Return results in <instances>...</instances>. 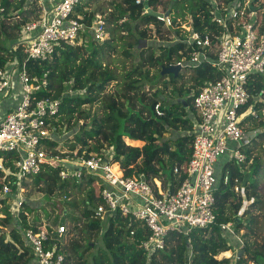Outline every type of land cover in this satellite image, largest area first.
<instances>
[{"label": "trees", "instance_id": "obj_1", "mask_svg": "<svg viewBox=\"0 0 264 264\" xmlns=\"http://www.w3.org/2000/svg\"><path fill=\"white\" fill-rule=\"evenodd\" d=\"M184 1L191 5L183 7L181 15L187 9V21L193 30L205 35L220 32L215 19L217 16L230 7L242 8L248 0L166 2L164 12L170 11L174 23L172 27L143 12L146 5L159 10L163 0H144L140 3L137 0H80L73 15L80 16V20L90 27L97 20L96 15L102 14L105 22L113 27L108 36L103 41L93 36L88 44L61 42L52 57L28 59L32 75L48 72L50 82L45 94L62 99L60 111L52 121L60 131H71L73 134L71 144L62 146L64 150H78L89 155L113 148L115 159L125 175L144 174L154 184L157 179L166 186L170 182L171 191L179 189L188 175L192 153L194 122L191 111L195 112L192 102L204 86L222 75V71L207 60L196 67L183 68L177 77L173 73L161 74L163 66L190 56L191 45L182 41L187 35L179 27V16L174 14L177 5L184 4ZM256 2L258 9L262 10L264 0H251V6L255 7ZM0 5L3 8L0 10L2 69L16 56L24 57L21 47H15L23 37V27L42 16L43 5L39 0H0ZM173 33L182 40H173ZM149 40L160 43L148 44ZM209 55L211 59L215 57L212 51ZM71 81L73 93L63 94ZM147 85L150 87L148 90ZM169 87L170 94H178V99L162 97ZM249 87L251 94L264 88V75H251ZM184 95L186 101L182 100ZM253 101L251 98L249 103ZM157 104H160L162 114L157 113ZM252 125L264 126V121H255ZM257 138L264 139V131ZM127 139L145 143L134 146L128 144ZM48 144L59 146L60 138L50 140ZM255 144L253 142L252 145ZM251 147L245 148L247 160L241 163L250 164L251 173L242 171L235 161L224 163L223 172L230 169V182L225 184L219 176L215 192L216 222L207 227L193 228L188 236L170 233L165 249L151 257L142 246L150 230L140 220H131L119 211L103 218L94 211L93 208L104 203L100 176L84 170L79 178H63L61 168L47 166L34 176L31 186L27 182L26 185L46 194L43 200L51 208L44 210L49 220L52 213L60 209L62 216H57L56 226L72 219L67 241L63 239L62 243L57 232L52 239L53 242L59 241V247L66 254L64 264H231V258L220 256L235 248L243 250L235 264H250L251 261L264 264V235L259 233L261 226L258 228V219L253 214V209L264 202V196L259 191L257 180L248 181L252 174L260 171L261 163L258 157L255 159L252 155ZM1 157H4L6 167L14 169V153L0 151ZM4 175V170L0 168V190L6 182ZM237 177L240 192L234 188ZM56 194L59 197L66 195V198L51 201L50 197ZM77 195L81 197L77 198ZM245 199L248 200V207L240 213ZM11 201L10 196L0 197V264H29L34 258V251L25 238V230H37L43 223L39 222L37 215L33 221L30 220L31 214L38 210L28 197L19 216L11 210ZM72 211L79 214L75 215ZM228 222H233L236 232L244 229V245L241 246L237 238L223 231L221 224ZM131 227L136 230L133 236L130 234ZM259 236L261 239H258Z\"/></svg>", "mask_w": 264, "mask_h": 264}, {"label": "built area", "instance_id": "obj_2", "mask_svg": "<svg viewBox=\"0 0 264 264\" xmlns=\"http://www.w3.org/2000/svg\"><path fill=\"white\" fill-rule=\"evenodd\" d=\"M39 1L43 5L42 16L23 27V37L15 47H21L24 57L16 56L0 69V151L16 155L14 169L6 167L4 157L0 158V168L6 179L0 197L12 198L14 215L19 216L27 200L26 182L31 186L34 176L48 166L61 168L63 178H79L84 170L100 176L104 203L96 208V213L106 218L119 211L124 217L140 220L150 230V235L142 241L149 257L165 249L170 233L188 236L193 228L215 223L219 176L225 184L230 182V169L219 172L217 163L228 152L232 154L230 161L245 163V148L251 147L256 136L264 130L261 125L251 127L255 121H264V88L251 94L249 87L251 75H264V7L259 10L257 2L252 7L251 0L242 8L230 7L215 18L220 27L217 33L202 35L193 30L190 22L179 23L187 37L172 39L189 43L191 51L189 58L174 64L183 69L207 60L220 69L222 75L204 86L192 102L198 130L193 132L188 175L178 190L171 191L170 182L166 186L157 179L154 184L144 174L125 175L113 148L86 155L48 144L50 140L57 141L64 131L52 121L60 111L62 99L45 94L50 82L48 72L32 75L28 59L50 58L59 43L76 44L86 30L93 33L96 40L103 41L108 36L109 25L100 13L90 27L80 16L75 17L73 13L80 0ZM0 10H3L1 5ZM143 12H148L146 7ZM157 18L168 27L174 24L170 15ZM210 51L215 55L213 59ZM72 83H67L63 94L73 93ZM251 98L254 101L250 104ZM156 111L162 114L160 104L156 105ZM249 117L251 120H247ZM239 182V178H235L236 192L241 191ZM247 207L245 199L240 213ZM221 228L244 245L242 230L236 232L233 222L222 223ZM54 232L63 243L67 224L53 227L43 223L37 230H25V238L34 251L29 264L65 263L66 254L59 247V241H52ZM135 233L131 227V236Z\"/></svg>", "mask_w": 264, "mask_h": 264}, {"label": "rangeland", "instance_id": "obj_3", "mask_svg": "<svg viewBox=\"0 0 264 264\" xmlns=\"http://www.w3.org/2000/svg\"><path fill=\"white\" fill-rule=\"evenodd\" d=\"M166 2H169L171 4L172 3V0H163V4L159 7V10H163V11L165 10V7L164 6L166 5ZM190 5H191L190 2L184 1V4L183 3H180L179 5H177V8L174 9V14L176 16H179L177 18V20L179 21V19H180V22L179 23L181 25L182 24L185 25L188 22L187 21V19H188L187 9H185V14L184 15H181V13L184 11V9H182V8L183 7L184 8H188ZM107 29H108V31L111 30V29H113L112 24L111 25L109 24V26H108ZM174 37H176V35L173 33L172 36H171V38H174ZM92 40H93V33L87 32V30H86V32H84L83 35L80 36V38L78 39V42L79 43H83V44L84 43L88 44ZM151 43L158 44V43H160V41H152V40H149L148 41V44H151ZM186 75L189 76V72H187ZM181 85L182 84H180V88H182ZM146 88H147V90L150 89L149 85H147ZM113 89H114V87L112 86L111 87V90H113ZM169 90H170V87L166 91L167 93L163 94L162 97H166V98L169 97L168 99H170V100H173L174 99L173 97H175V98L178 99V94H176L174 96V95L170 94V91ZM74 93H77V92H74ZM166 94H168V96ZM182 99L186 101V97H183ZM95 108L98 109V105H95ZM192 113L193 112L191 111V114ZM194 118H196V111H195ZM72 136H73V134H72L71 131L70 132H66V130L63 131L62 134L59 137L60 138V145H59V147L61 146L60 148H62V146H64V147L65 146H69L71 144V142H72L71 141ZM126 142L128 144H132L134 146H143L144 143H145V142H142V141H131L129 139H127ZM254 142L256 144H255V146L252 145L253 147H251V149H252V155L255 157V159H256V157L259 158L260 163H261V166H260L261 168H259L260 171L256 175L252 174L249 177L248 181H251V180L252 181H255V180H257L259 182V191L261 192L262 196H264V139H260L259 140L257 138V139L254 140ZM231 155L232 154L230 152H228L226 155H224L222 157L223 163L227 164V162L231 160ZM252 162H253V159L250 161V163H252ZM237 165H239V168L242 171H245L247 173H251L252 172V168L250 167L251 166L250 164H247V165L237 164ZM45 195L46 194L44 192L40 191V189H38V188L33 189L32 187H28V191H27V194H26V198L28 197L33 202V206L36 207V210H38L37 212L31 214L30 220L33 221L34 218H35V215H37L38 218L41 220L42 223L45 224V223H48L49 222V225L50 226L56 227L55 224H54V222H55L56 219L59 218L57 216H62V214H60L61 212H60V209L58 208V209H56V211L54 213H52L51 220L48 219V216L46 215L45 210L46 209L47 210H50L51 207L48 206L46 204V202L43 200V198H44ZM63 196L59 197L56 194L55 196H51L50 197V200L53 201V200H56L58 198H60V200H64L63 199ZM80 197L81 196H78L77 195V198H80ZM263 199H264V197H263ZM73 213L75 215H78L79 214L78 211H75ZM253 214H255L256 218L258 219V222H259L258 228H260V226H261V228L259 230V233L261 235H264V202H262L261 204L257 205V207L253 209ZM71 223H72V219H67L66 220V224H67L68 230H69V228H71V225H72ZM53 229L56 230V228H53ZM242 233H244V229L242 230ZM68 237H69V233L66 235V237H65L64 240L67 241V238ZM97 237L99 238V236H97ZM258 239H261V236H259ZM229 251L230 252H228V251H226V252L227 253H230V255H227L226 252H223L220 257H228V258H231V260H232L231 264H235V260L237 259V257L240 256V250H238L237 248H235V249H230ZM250 264H256V262L251 261Z\"/></svg>", "mask_w": 264, "mask_h": 264}, {"label": "water", "instance_id": "obj_4", "mask_svg": "<svg viewBox=\"0 0 264 264\" xmlns=\"http://www.w3.org/2000/svg\"><path fill=\"white\" fill-rule=\"evenodd\" d=\"M147 11L149 14L154 15L155 17H161V16H168L170 15V11L168 10L165 13H162L160 11L157 10H153L151 7H149V5H146ZM182 71V67L179 64H170L169 66H163L162 70H161V74H167V73H173L175 77H177L180 72ZM187 106V104H186ZM94 211H98L96 208H93ZM243 252V250H240V254Z\"/></svg>", "mask_w": 264, "mask_h": 264}, {"label": "crops", "instance_id": "obj_5", "mask_svg": "<svg viewBox=\"0 0 264 264\" xmlns=\"http://www.w3.org/2000/svg\"><path fill=\"white\" fill-rule=\"evenodd\" d=\"M186 97V96H185ZM187 98V97H186ZM183 100V99H182ZM194 116H195V112L194 113H192L191 114V118H192V120H193V122H194V130H193V132L194 131H197L198 130V127L196 126V119L197 118H194ZM251 127H254L252 124H251ZM264 127V126H263ZM264 131V130H263ZM139 141V140H138ZM142 142H144V141H142ZM223 166H224V163H223V161H222V158L219 160V162L217 163V168H218V171L219 172H223ZM55 218V217H54ZM39 222H41V220H39ZM56 226V225H55Z\"/></svg>", "mask_w": 264, "mask_h": 264}, {"label": "clouds", "instance_id": "obj_6", "mask_svg": "<svg viewBox=\"0 0 264 264\" xmlns=\"http://www.w3.org/2000/svg\"><path fill=\"white\" fill-rule=\"evenodd\" d=\"M154 10V9H153ZM158 11V10H157ZM165 13V12H164Z\"/></svg>", "mask_w": 264, "mask_h": 264}]
</instances>
